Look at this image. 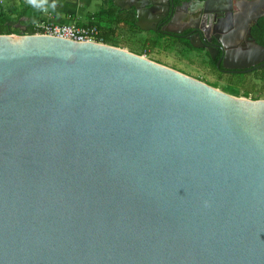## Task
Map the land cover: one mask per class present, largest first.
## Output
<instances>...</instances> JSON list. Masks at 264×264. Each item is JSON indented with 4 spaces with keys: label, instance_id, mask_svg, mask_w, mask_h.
<instances>
[{
    "label": "water",
    "instance_id": "obj_1",
    "mask_svg": "<svg viewBox=\"0 0 264 264\" xmlns=\"http://www.w3.org/2000/svg\"><path fill=\"white\" fill-rule=\"evenodd\" d=\"M172 1L114 2L147 29L139 7ZM239 7L223 66H263L233 36L264 0ZM0 264H264V99L106 43L0 34Z\"/></svg>",
    "mask_w": 264,
    "mask_h": 264
},
{
    "label": "flooded vegetation",
    "instance_id": "obj_2",
    "mask_svg": "<svg viewBox=\"0 0 264 264\" xmlns=\"http://www.w3.org/2000/svg\"><path fill=\"white\" fill-rule=\"evenodd\" d=\"M186 1H189V3L184 6L186 7L184 9L181 4ZM219 1L220 0H209V3L206 5L204 2L202 3L201 0H174V2L172 1L173 13H171V9L165 12L164 7H158L151 16L145 14L143 10L150 5H141L139 9L141 10L142 17L145 20H142L140 25L147 29H142L138 25L136 26H138L140 30L160 33L166 35L167 37L178 39L180 42L187 40L190 43L189 37L193 38V42L199 45L195 48L202 49L201 52H204L207 59H210L214 62L215 69L213 70H215L220 76L223 74H228L240 77L244 76L245 73L248 72H252L254 74H264V65L255 67L261 63H255L246 69H241L238 67L227 69L223 66V59L226 50L219 46L220 43L216 38V34H219L221 37L227 34L228 31H223L227 26L226 22L228 23V21H236L240 19L239 12L242 10L239 6H241L243 0H232V7H229L228 5L229 0H221V2ZM188 6H190V9H187L189 8ZM118 7L121 10H126L127 13L134 12L135 15V9L132 6L127 9H124L120 6ZM205 8L206 11L204 10ZM261 19H264V8L262 9L261 15L257 22L251 26L250 35H248L246 32L244 33L242 27H236L237 32L234 33L233 37L236 39V45L238 47L247 46L249 42L258 43L254 32ZM231 29H235V26L232 25ZM167 30L177 32L170 33ZM196 35L199 36L197 37L198 40L194 38ZM262 41H264V39H262ZM226 42L229 43V40L226 39ZM210 51L214 52V59L211 58ZM219 59H221V62L217 67L216 62Z\"/></svg>",
    "mask_w": 264,
    "mask_h": 264
},
{
    "label": "rangeland",
    "instance_id": "obj_3",
    "mask_svg": "<svg viewBox=\"0 0 264 264\" xmlns=\"http://www.w3.org/2000/svg\"><path fill=\"white\" fill-rule=\"evenodd\" d=\"M48 2V9L55 13L54 21L76 23L91 21L93 14L100 7L105 6L107 0H65L63 2H60V0H48ZM64 4L66 6L62 7ZM14 7L17 10L22 8L20 0H2L0 2V8L12 9ZM155 35V32L147 30H136L134 33H128L127 31L125 35L120 36L123 41H120V46L118 47L145 56L150 60L178 70L209 85H216L215 87L219 90H222L227 84H234L239 86L241 94L246 90L249 91L247 98L259 97L258 99H264V81L258 79L254 73L248 72L241 77L228 74L220 76L208 65V59L204 52L189 51L181 44L167 47L169 41H173L168 37L162 38L159 46L145 53L142 48V39L146 37L154 38ZM128 43L131 44L127 45Z\"/></svg>",
    "mask_w": 264,
    "mask_h": 264
},
{
    "label": "trees",
    "instance_id": "obj_4",
    "mask_svg": "<svg viewBox=\"0 0 264 264\" xmlns=\"http://www.w3.org/2000/svg\"><path fill=\"white\" fill-rule=\"evenodd\" d=\"M114 1L115 0H107L106 5L100 7L99 10H97L95 14H93V16L91 17V21L76 22V24L85 25L88 23H94L99 29L100 39L103 43L113 46H120V41H123L120 39V36L125 35V32L127 31L128 33H134L136 32V30L140 31V29L135 24L134 12L127 13L126 10H121ZM60 2H63V0H60ZM20 4L22 5V8L20 10H17L15 7L12 9L0 8V34H23L24 32L22 33V30L16 27L17 22L23 18L24 20H21L20 23L25 25V31H30L31 23L41 18L43 9L49 8L48 0H37L36 4L29 3V0H20ZM257 25L258 27L255 28L254 32L257 42L264 45V41H262V39H264V19H261ZM165 37L167 36L156 33L154 38H143V51L145 53L147 51H152L160 45V40ZM168 38L172 39L173 41H169L167 47H172L175 44H181L185 49L189 51H196L199 53L202 50L193 47L187 40H185L184 42H180L178 39L171 37ZM130 44L131 43H128L127 45ZM207 63L212 69H215V64L213 61L209 59ZM255 75H257L256 77L258 79L264 81V74L257 73ZM210 85L214 87L216 86L213 84ZM238 87L239 86L234 84H227L222 90L235 96L241 95L247 97L249 91L246 90L243 92V94H241ZM258 98L259 97H255L253 99Z\"/></svg>",
    "mask_w": 264,
    "mask_h": 264
},
{
    "label": "built area",
    "instance_id": "obj_5",
    "mask_svg": "<svg viewBox=\"0 0 264 264\" xmlns=\"http://www.w3.org/2000/svg\"><path fill=\"white\" fill-rule=\"evenodd\" d=\"M53 18L54 14L51 10L43 9L41 18L31 23L30 31L22 30L24 33L20 35H48L77 42L103 43L96 24L78 25L73 22H56Z\"/></svg>",
    "mask_w": 264,
    "mask_h": 264
},
{
    "label": "clouds",
    "instance_id": "obj_6",
    "mask_svg": "<svg viewBox=\"0 0 264 264\" xmlns=\"http://www.w3.org/2000/svg\"><path fill=\"white\" fill-rule=\"evenodd\" d=\"M29 3L36 4L37 0H29Z\"/></svg>",
    "mask_w": 264,
    "mask_h": 264
},
{
    "label": "crops",
    "instance_id": "obj_7",
    "mask_svg": "<svg viewBox=\"0 0 264 264\" xmlns=\"http://www.w3.org/2000/svg\"><path fill=\"white\" fill-rule=\"evenodd\" d=\"M63 1H65V0H63ZM66 6V4H64V5H62V7H65ZM54 14V18H55V13H53ZM62 22H64V21H62Z\"/></svg>",
    "mask_w": 264,
    "mask_h": 264
}]
</instances>
